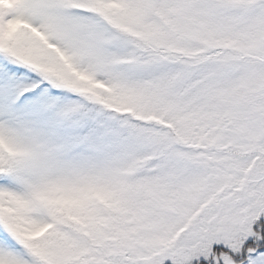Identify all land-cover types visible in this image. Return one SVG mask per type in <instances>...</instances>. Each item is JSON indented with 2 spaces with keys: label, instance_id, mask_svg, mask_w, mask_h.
Here are the masks:
<instances>
[{
  "label": "snow or ice",
  "instance_id": "obj_1",
  "mask_svg": "<svg viewBox=\"0 0 264 264\" xmlns=\"http://www.w3.org/2000/svg\"><path fill=\"white\" fill-rule=\"evenodd\" d=\"M0 264H264V0H0Z\"/></svg>",
  "mask_w": 264,
  "mask_h": 264
}]
</instances>
